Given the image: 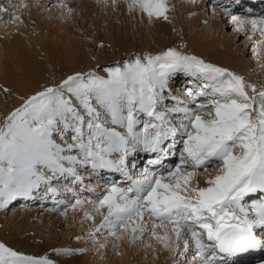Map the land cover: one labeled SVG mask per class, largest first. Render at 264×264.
I'll return each mask as SVG.
<instances>
[{"label":"snow or ice","instance_id":"snow-or-ice-1","mask_svg":"<svg viewBox=\"0 0 264 264\" xmlns=\"http://www.w3.org/2000/svg\"><path fill=\"white\" fill-rule=\"evenodd\" d=\"M133 3L149 17L167 19L166 0H133ZM3 11L6 9L0 7V12ZM232 20L241 29L250 24L254 31L264 35V17L257 20L232 16ZM107 71L109 79L95 74L87 78L79 74L69 76L58 87L30 97L7 116L5 125L0 127V206L17 196L30 195L41 183H50L41 167L53 175L76 176L75 168H66L65 161L72 165L91 163L93 169L115 168L131 181L127 188L113 186L98 201L97 211L107 208L105 223L101 226L113 228V235L117 226L127 228L129 221H135L133 233L143 231L141 222L146 217L167 221L173 226L177 240L185 232L190 233L202 264H216L215 254L207 255L205 249L215 248L220 253L236 256L264 247V239L255 231L264 229V197L250 205L244 203L250 194H264V92L259 93L261 101L256 107L254 97L245 90L242 77L174 48L146 57V63L137 58L123 69L115 67ZM176 71L206 81L196 95L208 97V103L198 104L197 109L209 119L187 107L170 109L173 113H182L187 121H181L186 135L183 141L186 156L182 154V163L190 160L193 169L203 166L205 170L210 163L221 165L218 174L207 179L205 187L198 184L193 187L196 172L181 174L179 167L168 173L169 177H176L174 182H164L163 176L156 177L147 169L141 173V178L133 179L127 170L130 142L159 154L150 163H159L167 155L161 145L178 130L170 126L164 112L157 111V105L169 74ZM65 92L79 101L89 119L86 120L71 98L65 97ZM189 95L195 99L191 90ZM93 98L110 115L111 123L125 128L126 133L106 128L100 122L101 113L92 106ZM137 113L149 117L140 132L136 131L140 123ZM61 122L62 129L59 128ZM65 129L75 133L72 139L76 141L67 148L52 138L54 132ZM74 148L83 154V160L63 154ZM113 152L120 153L118 160L107 158ZM49 190L55 192V189ZM77 203L82 201L77 200ZM151 226L155 229L161 225L153 222ZM152 234L156 236L155 231ZM204 235L211 243H204ZM156 238L168 239L167 236ZM184 244L185 247L188 244L186 239ZM0 264L54 262L47 257L37 259L22 255L0 243Z\"/></svg>","mask_w":264,"mask_h":264},{"label":"rangeland","instance_id":"rangeland-1","mask_svg":"<svg viewBox=\"0 0 264 264\" xmlns=\"http://www.w3.org/2000/svg\"><path fill=\"white\" fill-rule=\"evenodd\" d=\"M85 1L88 2V7H91H89L91 10L90 13H87V9L84 7ZM228 1L229 0H218V6H223V4L226 5ZM166 2L168 15L167 19H165V26L167 29L165 32L155 34L153 37L150 35H153L155 28H153L154 26L152 25V21L145 14L146 12H144L145 18H143L142 9L141 13L138 10L133 11L132 13L131 7L134 6L133 0H0V7L6 9V11L0 12V19L3 18L0 21V34L2 35L3 33L1 37L7 39V33L9 31L6 32L7 30L5 29L9 26L13 27L17 25V28L22 31L23 39H25L27 45L29 44L28 47L30 49L33 48L38 52L45 44L51 45L53 43V46L65 45V43H63V36L76 42L78 46L81 47L80 49L87 60L83 59L81 67L74 68L70 70V72L57 78L54 76V66L47 59V55H38L44 60L45 65L43 63V69L47 73L46 79L43 81L42 85H40L41 87H39V92H41L50 87H58L69 76H75L77 74L86 78L89 74H95L98 77L109 79L107 69L115 67L123 69L126 64L134 63L137 58L146 63V57L159 55L171 48H174L185 55L193 56L191 53L187 54L186 50L187 47H189V42L192 37L195 33L199 32L202 37H208V39L213 42L220 44L223 41H227L231 43L230 50L234 56L242 57L241 66L244 70L243 74H238L239 71L232 73L243 78L246 85L245 90L248 92L249 96L254 97L256 101L255 106L258 107L261 101L259 93L264 92V77L256 81L252 79L258 74L260 67L264 68V43H262L264 35H262L259 31H254L250 24H245L242 29L240 28V30H236L239 25L237 22H233L232 18L230 21L233 24L231 26L228 25L227 22L229 21V17L223 15V13H227L226 10L219 11L222 10V8L218 9L217 4H214L215 2L213 3L212 0H203V2L197 0H166ZM201 4L204 5L199 7ZM225 5L223 7H226ZM137 9H139V7ZM228 12L232 13L231 9ZM63 15H65V17ZM190 15L195 16L194 18H198L200 21H191L189 17ZM16 17H19V19H16ZM247 17L248 19H251L253 16ZM254 17L259 20L264 17V15L261 13L260 15H256ZM63 19L65 21H62ZM32 22L34 25L31 24ZM218 22H221V27L219 25L217 26ZM59 23L60 25L61 23H65L67 25V31L64 32L62 29H59ZM108 28L112 31L111 35L116 30L120 35H126V33L130 35V37H123L118 41L122 44L123 49H121V45L119 44L118 46L116 45V48H114L112 44L104 43V38H107L109 34L107 31ZM174 37L176 38L174 39ZM148 39L150 41H148ZM66 42H69V40ZM47 47L48 46H46V48ZM5 57L10 58L5 60L18 71L16 58H14V61L11 55L5 54V46L3 45V42L0 41V64H2ZM199 59L204 60L206 63H210L205 58L199 57ZM0 68V75H3L2 69H4V66L0 65ZM174 76L176 78L174 80L179 81V79L184 78L183 80L185 84H191V86L185 88V90L188 93L189 90H191L195 96L194 99L193 96L188 94V98H191L190 103H186L189 102V100L186 101L182 99L179 101L183 103L185 102V104H187L186 107L192 109L193 111H197L204 119H209L210 117L202 112H199L197 109L198 104L204 102V104L208 103V97L197 98L198 95H196L203 87L201 84L206 83V81H203L201 78L193 80V77L189 75L186 76L183 71H176ZM255 82H260V88L257 91L256 89L253 91V83ZM205 91L210 92L211 90L205 89ZM180 93L183 94L184 89ZM64 94L66 98H71L73 100V104L80 110L82 115H85L86 120L89 119V117L86 116L83 107L79 104V101L67 92ZM179 95V92H177L176 96ZM0 97L1 100L4 97L2 101L9 107L7 108V111L4 112L2 110L3 104L0 102V127H3L6 123L7 116L17 108L22 107L30 97L25 100H20L17 96V92L12 94V89L10 87L8 88L6 86H2L1 81ZM14 98L15 100L17 98L20 100L18 106H15L13 101L9 102V100L11 101ZM162 99L163 96H160L158 106L166 104L165 101L162 102ZM166 99H168V97ZM168 101L173 102L174 100L168 99ZM175 105H173L174 108H177L178 106ZM181 105L182 104H180V106ZM92 106L97 108V110L101 113L100 122H102L106 128L113 129L115 126L111 123L110 115L107 111H104V108L101 107L94 98L92 99ZM169 114L170 115H168V117L171 116V123L175 124L176 128H178L177 133L181 134V138L179 139L180 143L177 148L180 151L182 150L183 154V141L186 139V135L181 128L180 121H184L185 123L187 121L184 120L183 116V119L180 118L182 113H173L169 111ZM137 117L140 123L137 124L136 131L140 132L143 130V122L149 120V117L143 113H137ZM155 122L156 121H153V123ZM116 129L121 133H126L125 128L118 126ZM84 131L87 134L88 130L86 127ZM62 133L63 135L60 136ZM54 135L57 137H54L55 142L57 141L56 143L61 147L67 148L70 143L76 144V141L67 139L69 136L71 138L72 135H75V133L69 129H66V131L64 130L63 132H58V134L55 133ZM64 142L66 146H63ZM133 144V142L129 143L130 148L132 150H137L136 147L132 146ZM71 152H76L83 157V154L78 148H74ZM130 152L131 151L129 150L128 153ZM66 153L68 152L65 151L63 154L66 155ZM118 154L117 152H113L110 154V159L115 161L114 156L117 158ZM187 162H189L188 165L180 167L181 174H187L188 172L195 171L196 174L200 176L202 175L205 184L207 179L218 174V169L221 167L219 162H214L210 163L206 170L203 166L193 169L192 162L190 160ZM64 166L66 168H71L69 163L66 161L64 162ZM73 167L76 170V174L82 175L83 177L84 175L81 173L88 172L92 174L91 163H78L73 165ZM83 167H87V169L84 168V172L83 170H80V168ZM175 170L176 168H173L169 172H174ZM169 172L162 175L165 179L164 182L175 181L176 177H169ZM45 175L47 174L45 173ZM51 181L53 182L52 185H54V182L57 183V185L54 186L59 188V190L55 189L58 198H64V202L61 201L60 204L58 202L56 203L54 201L56 194H54L52 200L56 203V205L51 207L52 209H47V206L44 207V205H47L48 202L45 204L40 203L42 206H38L37 204L39 202L36 204V201H25L24 198L27 196H19L16 200L12 199L6 205L0 206V243H3L6 247L11 248L12 250L25 256L37 259L47 257L49 260L53 261L54 264H106L108 263V261L105 263L107 255L109 258L111 256L114 258H120L118 246L120 245V242L122 243L124 236L128 235L131 254L136 258L134 263L131 264H158V261L162 262V264H202V259L196 249V243H193V238L190 237V233H187L188 244L185 251H183L185 248L182 247V244L184 243L183 240L186 238L183 236L175 244L174 240L176 239V236L174 232L170 233L173 238L169 241V245L166 247V242L164 244L163 240L154 239L156 236L153 237L154 235L152 234L155 229H153L151 225L153 222L156 224L158 222L149 220L147 217L144 222H141L143 231L137 230L133 233L132 227L135 226V221H129L128 229L126 230L122 226H117L114 229L115 235L112 234L113 228L101 226L105 223L104 217L107 215V210L104 211L102 209V212L99 211V213H97V217L92 219L89 218V216H94L93 208H91V212L87 213V224H84V221L83 223L80 221V219L84 218L85 215H82L81 218H78L75 221L72 218L71 213H69V209L77 203V200L82 201L83 207H90L92 202L93 206H96L95 208H97L98 201L108 194V189L105 190L103 188L96 187V184V186H93V189H98L95 193L97 195L95 197H84L87 195L80 193L81 190L79 189V185H77L78 183H76L75 186L76 188L78 187L77 190H79V192L76 190L63 192L64 186H59L54 177H51ZM63 184L65 183L63 182ZM67 184L71 183L68 182ZM110 186L112 187L114 185ZM192 186H196L195 181H192ZM39 187H43V190L46 191L49 188L45 187V183H41ZM255 195L258 196L262 194H250V196L245 197L244 203L249 205V199L251 197L253 198ZM21 200H24L22 201L24 203L21 202L22 204H20L19 202ZM17 203L20 205H17ZM38 207V215L33 216L31 213H22L24 210H28V208H33L35 210ZM45 214L47 215L43 217ZM93 222L94 226H92ZM156 229L159 230L160 227H157ZM197 230L202 231L200 229ZM148 241L150 243H148ZM173 247H176L175 252L172 250ZM104 248L106 249V252L104 251ZM192 250H196V252ZM88 258H90L89 261L86 260ZM262 259L263 257L260 258V263H264V259ZM150 261L151 263H149ZM253 262H255V260L248 264ZM120 264H124L123 260H120Z\"/></svg>","mask_w":264,"mask_h":264},{"label":"bare ground","instance_id":"bare-ground-1","mask_svg":"<svg viewBox=\"0 0 264 264\" xmlns=\"http://www.w3.org/2000/svg\"><path fill=\"white\" fill-rule=\"evenodd\" d=\"M195 1V0H194ZM197 1H202L203 0H197ZM211 1V0H210ZM214 4H217V8L220 9L222 8V10H219V11H224L226 10V12H228L230 9H231V12L234 13L233 16H235V14H239V12H241L242 8H240V6H238V8H236V6L233 8V6H231V3L233 0H229L231 1L229 4H223V6L225 5L226 7H223V6H218L219 3H218V0H212ZM106 2V1H105ZM224 2V1H223ZM109 3V1H108ZM228 3V2H227ZM241 3H243V5L241 7H243L244 5L248 4V0H241ZM212 4V3H210ZM110 5V4H109ZM202 5L204 4H201L199 5V7H201ZM231 6V7H230ZM84 7H86L87 9V13H90V8L88 7V2L85 1L84 3ZM135 7V8H134ZM139 6L135 5L131 7L132 9V13L133 11H139L141 13V8L139 7V9H137ZM212 7V5H211ZM213 8V7H212ZM240 8V9H239ZM85 9V8H84ZM85 9V10H86ZM121 9V7H120ZM190 9V8H189ZM229 9V10H227ZM191 10V9H190ZM217 10V9H216ZM234 10V11H232ZM143 11V10H142ZM194 12V11H193ZM147 16L148 14L145 13ZM223 14H226V13H223ZM62 15V14H61ZM108 15H109V12H108ZM168 15V12H166V16ZM251 15H254L256 16V14H251ZM65 17V15H63ZM253 16V17H254ZM149 17V16H148ZM190 20L191 21H196V22H199L200 19L198 18H194L195 16L193 15H190ZM251 18V19H255L254 18ZM62 18V17H61ZM60 18V19H61ZM143 18L144 17V11H143ZM232 16L230 17V20H231ZM3 19V18H2ZM0 19V21L2 20ZM149 19L152 21V25L154 26L153 28L155 32H153V35H150V36H155V34H159L161 32H165L166 31V26H165V18L163 16H160V17H156V16H152V17H149ZM62 21H65L64 19ZM61 21V22H62ZM58 23V22H57ZM63 23V22H62ZM60 25V23L58 24L60 27L59 29H62L64 32L67 31V25L64 23ZM110 23V22H109ZM112 23V21H111ZM231 25L233 24L231 21H230ZM32 25L33 22L31 23ZM48 24V23H47ZM15 25V24H14ZM51 25V24H49ZM222 26L221 25V22H218L217 23V26ZM230 25V26H231ZM13 26V25H12ZM10 27V28H9ZM8 28H6L5 30H7L6 32H8V37L7 39L4 38V37H1L3 35L0 34V41L3 42V45L5 46V54L6 55H11V57L13 58H16V65L18 67V71L17 69L13 68L11 64H9L5 59H10V58H4V60L2 61V64H0L1 66H4V69L3 70V75H0V81L2 83V86H6V87H10L12 89V94L17 92V96L19 97L20 100H25V99H28L30 96L32 95H35L37 92H39V87H41L40 85H42L43 81L46 79L47 77V73L44 71L43 69V63H44V60L41 59V56L42 54H46L47 55V59L52 63V65L54 66V69H53V72H54V76L55 78L59 77V76H63L65 73H68L70 72V70L74 69V68H79L81 67V62L83 61V59L87 60L82 52V50L80 49L81 47L78 46V44L70 39H67L65 36H63L62 38L64 39L63 40V43H65V45H43V47H41V50H39V52L37 50H34L33 48L30 49L27 45V42L25 41V39H23L22 37V31H20L18 28H17V25L11 27L9 26ZM1 29V28H0ZM128 29V28H127ZM126 29V30H127ZM152 29V28H151ZM16 30V31H14ZM70 30V29H68ZM129 30V29H128ZM141 30V29H140ZM236 30H240V27H238ZM4 31V30H3ZM2 31V32H3ZM108 31V36L107 38L105 37L104 38V43H110L112 44V46L114 48H116V45L118 46L121 45V49H123L122 47V44L119 43L118 41L121 40L123 37H130L129 34L126 33V35H120L119 32L114 31L113 34L111 35V29H107ZM182 33V32H181ZM52 34V32H51ZM106 34V33H105ZM144 34V33H142ZM54 35V34H53ZM7 36V35H6ZM50 36V35H49ZM48 36V37H49ZM55 36V35H54ZM142 36V35H141ZM146 36V35H145ZM206 37V36H205ZM176 37H174L175 39ZM67 40H69V42H66ZM250 40V39H249ZM9 41V42H7ZM148 41H150L148 39ZM149 43V42H147ZM262 43H264V40L262 41ZM43 44V43H42ZM55 44V43H54ZM217 44V45H216ZM46 46H48L46 48ZM111 46V45H110ZM105 47V46H104ZM108 47V46H107ZM230 47H231V43L230 42H227V41H223L221 42L220 44L217 43V42H213L212 40L208 39V37L204 38L202 37L199 32L195 33V35L192 37V39L190 40L189 42V47H187V50H186V53L187 54H192L193 56L197 57V58H205L208 62L214 64L215 66H219L221 68H227L228 70H230V72H238V74H243V68L241 66V60H242V57L241 56H234V54L231 52L230 50ZM145 48V47H143ZM42 49H43V52H42ZM108 49V48H107ZM41 54V55H40ZM39 55V56H38ZM12 60V59H11ZM43 60V61H42ZM15 61V60H14ZM45 65V63H44ZM1 69V68H0ZM174 73L175 72H172L169 74L168 78H167V83H166V86L164 88V90L161 92L160 96H163V101L162 102H166V104H163V105H166V106H163V105H160L158 106L157 105V109L158 111L160 112H164L167 119L171 122V119L168 115L169 114V111L170 109H173L174 106H178L180 108H183V107H186L187 104H185V102L183 103H178L179 100H186L189 102H186V103H190L191 102V98H188V95H184V93L179 96H176L174 94H172L171 92H173V88H175L174 86H180V87H176V89L178 88L179 91L177 92H181L183 89L185 88H188L191 86V84L187 83L185 84L184 83V78L179 79V81L177 82V80L175 81L174 79L175 76H174ZM184 74L186 76H188L185 72ZM264 77V68L260 67L259 71H258V74L256 75L255 78H253L252 80L256 81V80H259V79H262ZM52 78V77H51ZM186 81V80H185ZM261 82V81H260ZM260 82H255L253 83V87L256 89V91L260 88ZM199 85V84H198ZM203 85V84H201ZM188 93V92H187ZM189 94V93H188ZM9 96V95H8ZM173 97V99L175 100V102H171V101H168V99H166L167 97ZM13 97V96H12ZM11 97V98H12ZM1 98V97H0ZM8 98V97H7ZM4 99V97H3ZM2 99V100H3ZM0 99V102L3 104V111H7V108H9L7 105L4 104V102ZM18 100V98L15 100L12 99L11 101L9 100V102H14L13 104L15 106H18V103H20ZM160 102V103H162ZM168 103V104H167ZM205 103V102H204ZM180 104H182L180 106ZM184 104V105H183ZM10 106V105H9ZM169 106V107H168ZM171 106V107H170ZM173 106V107H172ZM102 107V106H101ZM163 107V108H162ZM177 107V108H178ZM166 108V109H165ZM188 108V107H187ZM104 111H106L104 109ZM183 114L181 115V119H183ZM177 119V118H175ZM173 120V119H172ZM178 120V119H177ZM181 122V121H180ZM113 126H115L113 129L117 132H119L116 128L119 126V125H114L112 124ZM170 126H175V124L173 123H170ZM176 127V126H175ZM178 127V126H177ZM59 128H63V124L62 122L59 124ZM178 129V128H177ZM66 131V129H65ZM58 132H61V131H57V132H54L53 133V139L54 137L57 138L54 134H58ZM180 132V131H179ZM176 133L175 136H170L168 137V139H172L173 141L170 142H166L167 145L165 146V148H171L172 145H179V139L181 138V134L179 133ZM62 134H60V136H62ZM70 135V134H69ZM73 136V135H72ZM69 140H73L72 137L70 138H67ZM55 141V139H54ZM57 142V141H56ZM61 142V141H60ZM132 143V142H131ZM165 143V144H166ZM62 144V143H61ZM71 144V143H70ZM139 145L140 144H133L132 146L133 147H136L138 150L140 149L139 148ZM63 146H66L65 142L63 144ZM129 150L131 151V153H133L132 149L130 148L129 146ZM176 150H179L178 148ZM136 151V150H135ZM68 153H66V156H75L77 157L78 160H83V157L79 154H77L76 152H69L67 151ZM73 153V154H72ZM180 153H182V151H180ZM130 154V153H129ZM183 154L184 153V150H183ZM119 155V154H118ZM108 159H110V155L107 157ZM115 160L117 159L116 156H114ZM130 158H133V157H130ZM129 161V157H127L126 159V162ZM71 167H73L72 164H69ZM84 168L87 169V167H83V168H80V170H83L84 172ZM173 167H171L172 169ZM41 171H43L44 173H46L47 177L50 179V183L48 184H45V187H49L48 190H43V187H39L38 189H34L30 195H28L25 199V201H33V200H36V204L38 203L37 200H39V198L43 199V203L45 204L46 202L47 205H44L47 206L46 208L47 209H52L51 207H53L54 205H56V203L58 202L59 204L62 202H64V198L63 199H59L58 198V195L55 192H52L50 191L49 189H58L56 186L54 185H57V183L54 182V185H52V181H51V177H54L55 178V181L58 182V185L59 186H64L63 188V192H71L72 190H76L77 191V188H76V183L78 182H81L80 184L78 183L77 185H81L83 184L84 179H83V176L82 175H76V176H73V175H70L68 173H64V174H55L53 175V173L51 172H48L47 169H44V168H41ZM97 169H92L91 168V173H88V172H85V173H81L83 174L85 177H88V184L89 185H92L94 183L93 186H96L95 182H90L91 179H94V172H96ZM138 174V178H141V173H137ZM77 177H79V179H77ZM92 177V178H90ZM158 177V176H157ZM161 177V176H160ZM164 177V176H163ZM68 178V180H67ZM70 179V180H69ZM165 180V179H164ZM169 180V179H168ZM78 181V182H77ZM167 181V180H166ZM193 182L195 181L196 182V185L198 184L199 186L201 187H205L207 186L205 183H204V178L202 177V175H198L196 174L195 177L193 178L192 180ZM63 182L65 184H63ZM68 182H70L71 184H67ZM168 182V181H167ZM75 183V184H74ZM67 184V186H66ZM113 185V184H112ZM93 186H90L91 189H93ZM114 186H117V185H114ZM67 187V188H66ZM75 187V188H74ZM97 187V186H96ZM113 187V186H112ZM111 186H108L106 189H108V192L110 191V189L112 188ZM117 187H121V186H117ZM100 188V187H99ZM95 189V188H94ZM98 190V189H97ZM46 191V192H45ZM55 195V202L52 200L53 199V195ZM45 195V196H44ZM97 195V194H96ZM95 195V196H96ZM107 195V194H106ZM43 196V197H42ZM65 196V195H63ZM89 196V195H88ZM259 196V197H258ZM258 196H254L253 198L251 197L249 200V203L251 204L253 201L257 200V199H260L262 197H264V194L262 195H258ZM19 196L15 197L14 200H16V198H18ZM84 197H87V196H84ZM258 197V198H257ZM49 199V200H48ZM13 200V201H14ZM47 200V201H45ZM24 200H21L19 203L22 204L24 202H22ZM22 202V203H21ZM19 203H17V205H20ZM51 203V204H50ZM53 203V204H52ZM40 203H38L37 205L38 206H42L41 204L39 205ZM90 204V203H89ZM249 204V205H250ZM74 206V207H73ZM71 207V209H69V213H71L72 215V218L76 221L78 218H81L82 215H85L84 218H81L80 221L83 223L84 221V224H87V216H86V213H89L91 212V208H93V211H94V216L92 217V219H95V217H97V213H99V211L95 210L96 206H93V203L91 202V205L90 207H83V203H76L75 205H73ZM23 207V206H22ZM32 207V206H31ZM60 207V206H58ZM13 209V208H12ZM56 209V208H55ZM104 211L107 210V208H102ZM102 209H100V211L102 212ZM39 210V207L36 208L35 210L33 208H28V210H24L22 213L23 214H27V213H31V215L35 216V215H38V211ZM14 211V210H13ZM96 211V212H95ZM47 214L43 215L46 216ZM152 220V219H151ZM92 221V220H91ZM90 221V222H91ZM153 222V221H152ZM158 225H161L160 226V229H156L155 228V233H156V236H167L168 239L167 240H163L164 241V244L166 242V245L168 246L169 245V241L173 238L171 236V232L172 231V225H169L167 223H163V222H158L157 223ZM92 226H94V222L92 223ZM124 229H128L127 228H124ZM175 234V233H174ZM153 236V235H152ZM184 238H186V240L188 239V236H187V232H185L183 234ZM182 236V237H183ZM150 237V236H149ZM155 237V236H153ZM191 237V236H190ZM176 238V237H175ZM129 237L128 235L124 236V239H122V243L120 242V245L118 246V253L120 255V258H114L113 256H111L110 258L108 257V255L106 256V260H105V263L106 261H108V263L106 264H120V260H123V263L124 264H131V263H134V260L136 259L132 254H131V248H130V242L128 241ZM154 239H157V238H154ZM177 239L174 240L175 244L177 243ZM184 241V240H183ZM148 243H150L148 241ZM193 243L194 240H193ZM182 247L185 248L183 251L186 250L187 246L185 247V244L183 243L182 244ZM195 249V248H194ZM103 250V249H101ZM173 252H175L176 250V247H173ZM104 251L106 252V249L104 248ZM193 251V250H192ZM196 251V250H194ZM188 254V253H187ZM109 259V260H108ZM254 259V258H253ZM86 260H90V258L86 259ZM249 260V259H248ZM152 261V260H151ZM151 261L149 263H151ZM254 261V260H253ZM252 262V261H251ZM246 264H248L247 262H245ZM254 263H257V264H264V263H260L259 261L257 262H253L251 264H254ZM158 264H162V262H159L158 261ZM243 264V263H241Z\"/></svg>","mask_w":264,"mask_h":264}]
</instances>
